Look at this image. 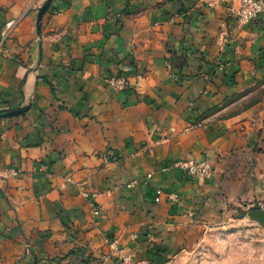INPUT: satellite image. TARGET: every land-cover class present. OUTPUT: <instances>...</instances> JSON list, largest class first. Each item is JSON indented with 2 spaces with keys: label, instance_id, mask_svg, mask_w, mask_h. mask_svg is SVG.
Listing matches in <instances>:
<instances>
[{
  "label": "crops",
  "instance_id": "crops-1",
  "mask_svg": "<svg viewBox=\"0 0 264 264\" xmlns=\"http://www.w3.org/2000/svg\"><path fill=\"white\" fill-rule=\"evenodd\" d=\"M240 1L54 0L39 35L37 2L0 0V111L30 105L0 118V264H155L220 186L264 197V11L239 27Z\"/></svg>",
  "mask_w": 264,
  "mask_h": 264
},
{
  "label": "rangeland",
  "instance_id": "rangeland-1",
  "mask_svg": "<svg viewBox=\"0 0 264 264\" xmlns=\"http://www.w3.org/2000/svg\"><path fill=\"white\" fill-rule=\"evenodd\" d=\"M45 1L33 0L34 3L37 2V16ZM53 1L44 15L52 7ZM114 77L116 79L124 78L121 75ZM124 79L127 84L123 86L113 78H111V82L114 80L117 83H114L117 85H114L117 89L128 90L130 88L129 80ZM235 96L237 98L231 99L227 105L238 100V95ZM221 108L222 106L216 111ZM203 160L210 162L212 175L213 163L208 159ZM21 174L23 173L20 170L17 175H12L19 176ZM191 177L201 181L211 176ZM237 193V187H233L229 191L220 186L214 195L216 203L213 204L214 201L209 205L212 207L208 215L206 211L204 214L203 210L206 209H203L202 206L199 209L185 208L183 219L186 215V220L179 222L178 251L170 255L165 249H162L159 260L155 264H264V220L251 215L254 211H264V197L247 199L245 195ZM167 200L172 201L169 198ZM161 201L163 198L159 202ZM173 202H178L179 206H183L180 197L178 201Z\"/></svg>",
  "mask_w": 264,
  "mask_h": 264
},
{
  "label": "built area",
  "instance_id": "built-area-1",
  "mask_svg": "<svg viewBox=\"0 0 264 264\" xmlns=\"http://www.w3.org/2000/svg\"><path fill=\"white\" fill-rule=\"evenodd\" d=\"M264 11V0H241L240 6L233 10L234 19L236 20L238 26H242L246 23H249L253 21L256 17H258L259 14H261ZM4 48V39L0 38V53L3 51ZM114 80H117L118 83L125 85L127 84V81L119 78L113 77ZM114 80H112V84L115 85L116 83ZM117 84V83H116ZM117 86V85H115ZM177 165L181 166L184 170H186V173L190 176L194 177H208L211 176L212 167L209 161L207 160H201V161H195V160H187V161H179L177 162ZM10 172L12 174L17 175L20 170L11 168ZM138 183V181H132L129 186H132L134 184ZM84 196H89V193L82 192ZM163 196H166L172 201H178L179 195L176 192H166L161 188H157L155 190V201L159 202ZM94 206V204H91ZM93 213L95 215H100V209L94 207Z\"/></svg>",
  "mask_w": 264,
  "mask_h": 264
},
{
  "label": "water",
  "instance_id": "water-1",
  "mask_svg": "<svg viewBox=\"0 0 264 264\" xmlns=\"http://www.w3.org/2000/svg\"><path fill=\"white\" fill-rule=\"evenodd\" d=\"M53 0H46L43 5L40 7V10L38 12V16H37V32L39 35H41V21L43 18L44 13L46 12L47 8L49 7L50 3ZM30 108V105H24L21 107H18L16 109H13L11 111H5L0 113V118L3 117H11V116H16V115H20L25 113L28 109ZM251 215L254 218H258L261 220H264V211H254L251 213Z\"/></svg>",
  "mask_w": 264,
  "mask_h": 264
},
{
  "label": "trees",
  "instance_id": "trees-1",
  "mask_svg": "<svg viewBox=\"0 0 264 264\" xmlns=\"http://www.w3.org/2000/svg\"><path fill=\"white\" fill-rule=\"evenodd\" d=\"M179 58V57H178ZM183 62H184V60H183ZM186 62V61H185ZM2 112H4V110H2V111H0V113H2Z\"/></svg>",
  "mask_w": 264,
  "mask_h": 264
}]
</instances>
